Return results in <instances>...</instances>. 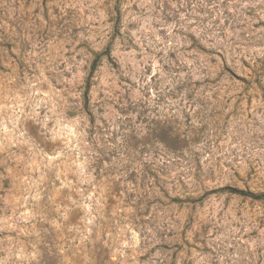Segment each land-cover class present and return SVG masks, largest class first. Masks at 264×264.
<instances>
[{"label":"rangeland","instance_id":"rangeland-1","mask_svg":"<svg viewBox=\"0 0 264 264\" xmlns=\"http://www.w3.org/2000/svg\"><path fill=\"white\" fill-rule=\"evenodd\" d=\"M235 191L264 195V0H0V264H264Z\"/></svg>","mask_w":264,"mask_h":264},{"label":"trees","instance_id":"trees-1","mask_svg":"<svg viewBox=\"0 0 264 264\" xmlns=\"http://www.w3.org/2000/svg\"><path fill=\"white\" fill-rule=\"evenodd\" d=\"M95 70V64L92 65L91 69H90V73H89V78L87 79L86 83H85V87H84V92H83V102H84V105L86 106V104L88 103V93H89V90H90V87H91V84H90V77H91V74L94 72ZM235 192H238V194H241V195H244V196H247V197H250V198H253V199H257V200H262L264 199V195L263 194H260V195H253L251 193H245L243 191H235Z\"/></svg>","mask_w":264,"mask_h":264}]
</instances>
